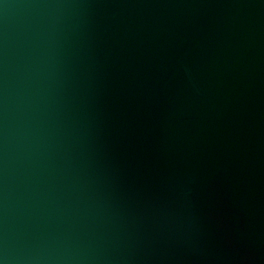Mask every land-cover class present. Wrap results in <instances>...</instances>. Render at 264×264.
<instances>
[{"label":"water","instance_id":"95a60500","mask_svg":"<svg viewBox=\"0 0 264 264\" xmlns=\"http://www.w3.org/2000/svg\"><path fill=\"white\" fill-rule=\"evenodd\" d=\"M2 264H264V0H0Z\"/></svg>","mask_w":264,"mask_h":264},{"label":"clouds","instance_id":"9594fccd","mask_svg":"<svg viewBox=\"0 0 264 264\" xmlns=\"http://www.w3.org/2000/svg\"><path fill=\"white\" fill-rule=\"evenodd\" d=\"M0 264H2V262H0Z\"/></svg>","mask_w":264,"mask_h":264}]
</instances>
